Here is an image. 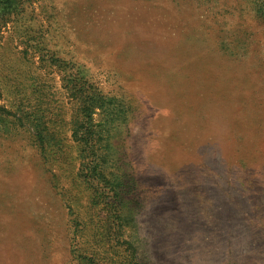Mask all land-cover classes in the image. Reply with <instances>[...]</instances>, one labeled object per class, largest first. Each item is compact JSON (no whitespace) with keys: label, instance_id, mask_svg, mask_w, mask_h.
Here are the masks:
<instances>
[{"label":"rangeland","instance_id":"obj_1","mask_svg":"<svg viewBox=\"0 0 264 264\" xmlns=\"http://www.w3.org/2000/svg\"><path fill=\"white\" fill-rule=\"evenodd\" d=\"M0 264H264V0H0Z\"/></svg>","mask_w":264,"mask_h":264}]
</instances>
